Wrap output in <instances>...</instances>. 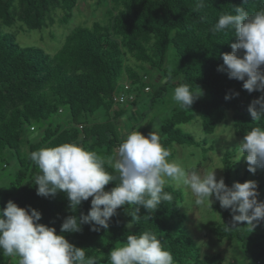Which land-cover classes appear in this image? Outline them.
<instances>
[{
  "label": "trees",
  "instance_id": "trees-1",
  "mask_svg": "<svg viewBox=\"0 0 264 264\" xmlns=\"http://www.w3.org/2000/svg\"><path fill=\"white\" fill-rule=\"evenodd\" d=\"M102 4L106 5L104 19L76 25L61 47L48 53L39 46H21L4 27L17 22L28 29L65 25L80 8V1L0 0V168L7 167L8 156L18 163L8 191L0 188V208L9 200L29 211L35 208L42 213L39 223L55 227L57 234H61L65 218L87 215L92 197L73 211L63 191L38 195L34 178L40 172L29 158L31 152L73 142L105 157L112 155L148 112L180 84H188L200 95L190 109L173 107L162 120L161 142L172 151L170 159L175 154L174 143L201 146L205 154L213 149L206 140L199 141L182 129V124L197 118L205 133L213 134L231 113L235 133L242 141L247 131L264 125V121H254L248 111L264 92L249 93L243 81L230 79L226 70H219L222 54L232 52L231 44L238 37L231 30L211 31L221 14L233 13L234 7L255 12L264 8V0H97L96 9ZM200 4L203 6L198 7ZM149 69L156 71L155 76ZM121 94L126 95L125 101L115 99ZM142 94H148L149 100L140 117L125 116L127 110L120 106L137 107L144 99ZM226 95L232 98L225 99ZM236 154L237 149L223 154L226 185L253 177L258 202H264V168L252 173L247 166L240 174ZM115 185L116 181L109 182L105 190ZM164 190L172 199L155 212L125 205L111 217L108 229L93 231L85 223L80 231L62 234L96 257L98 264H107L112 248L124 243L128 234L145 230L157 235L175 264H227L221 252L203 254L187 230V215L181 211L183 191L172 184H166ZM211 208L220 211L221 220L209 232L221 242L239 244L246 257L244 264H263L264 230L254 227L249 232L246 222L234 228L230 209L222 208L219 201ZM0 264H18V260L0 254Z\"/></svg>",
  "mask_w": 264,
  "mask_h": 264
},
{
  "label": "clouds",
  "instance_id": "clouds-1",
  "mask_svg": "<svg viewBox=\"0 0 264 264\" xmlns=\"http://www.w3.org/2000/svg\"><path fill=\"white\" fill-rule=\"evenodd\" d=\"M225 30H231L238 42L231 44L232 52L222 54L219 70H226L230 79L243 81L249 93L264 92V8L250 12L234 7L233 13L221 14L211 31ZM199 95L188 84H180L172 100L181 109H190ZM231 98L232 95L225 96ZM248 111L254 121H264V95L253 100ZM238 149L240 158L247 154L250 172L264 168V125L247 131ZM170 157L172 151L163 146L155 129L148 135L131 131L107 157L73 142L31 152L29 158L40 172L34 178L38 195L47 197L63 191L73 211L92 197L91 208L87 215L65 218L61 234H57L55 227L39 223L40 211H29L9 200L6 207L0 208V254L18 258V264H98L96 257L87 255L83 247H76L62 233L80 231L85 223L91 224L93 231L108 229L111 217L125 205L155 212L172 199L164 190L169 182L189 189L196 206H212L214 196L222 208L233 213L234 228L246 222L251 232L254 222L264 220V202H258L256 181L235 182L229 187L224 178L217 180L215 170L220 167L201 173ZM112 181H116L115 187L106 191L105 186ZM107 264L175 262L157 235L145 230L128 234L123 246L114 247L108 254Z\"/></svg>",
  "mask_w": 264,
  "mask_h": 264
},
{
  "label": "rangeland",
  "instance_id": "rangeland-1",
  "mask_svg": "<svg viewBox=\"0 0 264 264\" xmlns=\"http://www.w3.org/2000/svg\"><path fill=\"white\" fill-rule=\"evenodd\" d=\"M79 1L80 8L74 10V17L65 25L56 23L49 28L28 29L21 22H17L14 25L4 27L3 31L6 33H13L16 36V41L23 47L39 46L48 53H55L63 44L66 35L76 25L83 23L90 25L95 19L105 18V4H102L96 9L97 0ZM149 73L153 77L156 71L149 69ZM172 94L173 93H170L162 104L157 105L153 110L149 111L148 116L138 124L136 130L141 129L144 131V135H148L155 129L161 134V123L163 118L167 115L166 113H168L169 110L173 107H177L176 103L172 100ZM142 95L144 99L137 107L133 108L129 105L120 106L123 111L127 110L125 116L134 115L137 118L140 117L141 111L146 109V103L149 100L148 94ZM231 116L232 114L229 113L227 119L217 127L213 134L205 133L199 118L189 123L182 124L181 127L183 130L192 133L199 141L203 139L206 140L208 145H213V149L205 154L201 146L174 143L173 149L175 154L173 158L179 160L184 166L194 168L201 173L220 167L215 170L217 180H219L221 177L224 178L222 160L224 152L230 149H237L235 159L240 169V174H243L245 168L248 166L246 163L247 154L245 153V155L240 158L238 146L242 142V137L235 133ZM120 125L122 124L120 123ZM239 158L240 160H238ZM5 163L7 167L0 168V188L4 193L8 191L12 175L18 169V163L12 156L6 157ZM252 175L253 174H251V176ZM248 180H253V177H250ZM168 184L180 188L184 193L181 211L187 215L186 228L198 243L202 253L211 254L221 252L226 257L227 264H244L246 257L239 244L230 241L221 242L216 236L209 232V227L221 220L220 211L212 209L211 205L196 206L194 203L195 198L189 189L185 186H177L172 182ZM211 199L213 200V204L217 202L214 196ZM254 224L257 231L264 230V220H260L259 223L254 222ZM116 246H123V243H118L114 247ZM11 258L14 261L18 260L16 257Z\"/></svg>",
  "mask_w": 264,
  "mask_h": 264
},
{
  "label": "built area",
  "instance_id": "built-area-1",
  "mask_svg": "<svg viewBox=\"0 0 264 264\" xmlns=\"http://www.w3.org/2000/svg\"><path fill=\"white\" fill-rule=\"evenodd\" d=\"M129 97H130V99L134 98L133 94L129 95ZM115 99H119L120 101H125L126 100V95L125 94H121L119 97H115Z\"/></svg>",
  "mask_w": 264,
  "mask_h": 264
}]
</instances>
